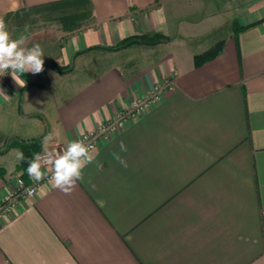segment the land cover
<instances>
[{
    "label": "crops",
    "instance_id": "obj_1",
    "mask_svg": "<svg viewBox=\"0 0 264 264\" xmlns=\"http://www.w3.org/2000/svg\"><path fill=\"white\" fill-rule=\"evenodd\" d=\"M56 1L0 0V18ZM88 1L42 47V73L0 77V200L29 179L17 140L65 150L172 87L99 139L70 193L49 179L18 200L0 264H264V0ZM153 33L167 39L107 49Z\"/></svg>",
    "mask_w": 264,
    "mask_h": 264
},
{
    "label": "clouds",
    "instance_id": "obj_2",
    "mask_svg": "<svg viewBox=\"0 0 264 264\" xmlns=\"http://www.w3.org/2000/svg\"><path fill=\"white\" fill-rule=\"evenodd\" d=\"M44 50L39 43L33 44L31 47L26 46V40L23 36L13 39L8 30V26L3 18H0V77L10 74L12 79L25 85V81L21 76L26 73L40 74L44 71ZM0 96L9 99L5 92L0 89ZM52 139L51 135L46 136L44 143ZM120 147L124 148L121 141ZM116 161L123 163V158L113 153ZM25 159L23 152H17V160ZM92 162L88 146L81 140H73L68 143L66 149L60 152L48 151L45 158H41L40 153L34 154L33 158L28 161L26 169L30 180L40 182L45 178L46 171L42 170L47 165L51 166L50 182L55 188L60 189L64 193H70L77 181L83 179V169L87 164Z\"/></svg>",
    "mask_w": 264,
    "mask_h": 264
},
{
    "label": "built area",
    "instance_id": "obj_3",
    "mask_svg": "<svg viewBox=\"0 0 264 264\" xmlns=\"http://www.w3.org/2000/svg\"><path fill=\"white\" fill-rule=\"evenodd\" d=\"M172 83L169 80L155 86L153 89L131 99L129 106L123 110L115 119L109 120L97 126L96 128L81 134L77 140H81L88 146L89 150L92 149L98 143L100 138L108 136L110 131L117 125H121L122 122L128 118H133L142 113L146 108L153 102L160 99L162 92L165 89L171 88ZM48 151L60 152L64 150L57 145L51 146L47 151H40L41 158H45V153ZM47 172L45 178L42 180H49L51 178V166L47 165L46 168L42 169ZM33 182L32 180L24 179L21 176L16 178V185L13 189L9 190L3 198L0 200V219L13 212L16 207L18 200L25 196L34 195L38 189V186L42 182Z\"/></svg>",
    "mask_w": 264,
    "mask_h": 264
},
{
    "label": "rangeland",
    "instance_id": "obj_4",
    "mask_svg": "<svg viewBox=\"0 0 264 264\" xmlns=\"http://www.w3.org/2000/svg\"><path fill=\"white\" fill-rule=\"evenodd\" d=\"M2 18L5 20L13 39L23 36L26 45L39 43L42 47H48L50 42L58 38L64 24L72 19L65 6L44 7L9 14ZM72 22L74 23L70 22L69 24H79L73 20Z\"/></svg>",
    "mask_w": 264,
    "mask_h": 264
},
{
    "label": "trees",
    "instance_id": "obj_5",
    "mask_svg": "<svg viewBox=\"0 0 264 264\" xmlns=\"http://www.w3.org/2000/svg\"><path fill=\"white\" fill-rule=\"evenodd\" d=\"M85 3L89 4L90 8V3L88 0H60L53 2L49 5L53 7H58V6H68L71 8V14H69L70 17H73L75 15H79L83 12V10H86L85 8ZM48 4H46L47 6ZM43 7V6H42ZM28 10H33V8H27V9H20L14 13H20L23 11H28ZM9 15V14H8ZM167 38L161 34L153 33V34H142V35H134V36H129L122 40L120 43L107 47V49H118L121 47H125L127 45H130L132 43L136 42H143L147 44H154L156 42H159L161 40H166ZM222 48V42L218 41L214 46L211 48L207 49L206 51L196 54L194 56V64L196 66L202 64L203 62L210 60L217 56ZM17 144L20 146L21 151L23 152V155L25 159L23 161H20V168L23 170V173L26 174L27 167H28V161L33 158L34 154L39 153L41 149V138H35L30 141H25V140H17ZM27 180V179H26Z\"/></svg>",
    "mask_w": 264,
    "mask_h": 264
}]
</instances>
